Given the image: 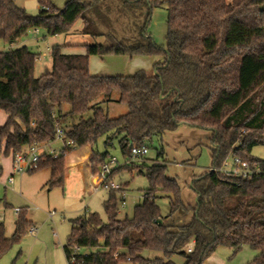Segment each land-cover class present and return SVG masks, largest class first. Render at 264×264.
I'll return each instance as SVG.
<instances>
[{
  "label": "trees",
  "instance_id": "trees-1",
  "mask_svg": "<svg viewBox=\"0 0 264 264\" xmlns=\"http://www.w3.org/2000/svg\"><path fill=\"white\" fill-rule=\"evenodd\" d=\"M145 1L149 17L153 7L167 6L166 46L152 40L128 46L111 35L110 45H83L84 54L64 53L63 46L56 45L51 68L40 76H35L38 54L28 46L0 52V111L8 116L0 126V152L15 154L53 142L61 128L72 145L57 157L42 154L39 169H51L50 187L63 186L65 158L78 148L91 146V173L99 175L112 158L108 148L116 138L127 160L134 146L149 149L155 136L189 125L213 131V166L231 156L264 164L253 155L255 147H264V0ZM37 2L39 11L31 15L15 0H0V39L16 45L33 29L57 36L68 34L79 20L87 22L84 30L90 26L86 14L92 3L67 0L59 9L51 0ZM105 55L159 56L164 62L154 65L157 73L151 76L143 70L133 75L91 74L90 57ZM115 92L127 107L119 117H111L99 102ZM88 112L92 116L86 119ZM102 138L105 151L99 152ZM138 166L149 188L133 216L119 218L118 193L123 192L109 189L104 201L107 221L96 212L71 220L63 247L68 264H120L127 258L148 264L152 261L142 257L144 250L163 252L155 264H174L178 252L186 264H203L220 246L231 248L234 255L249 246L258 254L246 264H264V175L242 180L210 171L194 179V215L173 231L161 222L157 198L160 193L169 198V216L176 214L183 206L178 181L168 176L166 164L156 161L126 163L119 171ZM30 228L22 210L11 237L0 223V258ZM76 247L95 251L74 254Z\"/></svg>",
  "mask_w": 264,
  "mask_h": 264
},
{
  "label": "rangeland",
  "instance_id": "rangeland-1",
  "mask_svg": "<svg viewBox=\"0 0 264 264\" xmlns=\"http://www.w3.org/2000/svg\"><path fill=\"white\" fill-rule=\"evenodd\" d=\"M15 1L31 15H36L39 11L40 6L37 0ZM66 1L51 0L59 9L63 8ZM83 1L93 2V0ZM227 1L231 2L232 0ZM148 13L149 7L146 1L140 3L138 1L131 2V0H102L94 3L87 11L86 15L90 26L86 30H84L86 27L84 20H79L75 24L72 33L60 35L58 38L48 36L43 29H39L36 34L33 29L12 46L26 45L36 54L41 55L40 59L36 60L35 76H40L46 69L51 68V50L61 43L75 45L70 47L60 45L66 50H79L84 48L83 44L110 45L109 36L111 35L118 42L128 46H135L148 40H152L159 46H166L168 36L167 6L153 7L150 17ZM9 48L10 44L0 39V52L8 51ZM97 57L106 64L107 59H103L106 55ZM138 58L141 60V70L149 76L156 73L151 64L156 59L155 57L140 55ZM162 59L161 63L164 62V57ZM118 98L119 94L115 92L110 98L99 99L100 106L111 117H119L127 113V107L119 103ZM0 114H4V112L0 111ZM91 116L92 112H88L84 118L87 119ZM212 139V130L180 125L176 130L168 131L165 135L155 136L149 144V154L145 158H136L132 161L136 164L143 162L151 164L155 161L164 163L168 166V176L178 181L181 187L183 206L176 214L169 216V198L165 197L163 193H160L157 198L161 210V222L169 225L173 231H179L189 224L194 215L197 192L192 187V181L210 172ZM51 148L58 151L61 144L55 142ZM97 150L105 151L104 138L99 140ZM108 151L120 165L118 169L116 168L117 171L111 175V180L122 186L123 195L118 193L119 218H131L135 206L142 203V198L149 188L148 178L145 173H140L141 166L119 171L125 165L119 138L114 140L113 146H110ZM161 151L164 152L162 157L158 155ZM253 155L264 159V147H255ZM10 161V156L0 153V169L2 167L6 169L5 166ZM113 167H117V165H113ZM93 176L98 180V175ZM6 178L2 174L0 175V223L5 226L6 236L11 237L15 231V221L18 216L16 208L26 211L27 216L36 227V232H31L29 229L19 241L13 243L0 258V264H68L63 247L71 232V220L94 212L98 213L104 221L108 220L104 201L109 197V189L101 188L96 192L89 190L83 193L86 187L84 181L67 180L66 178H64L63 186L50 187L48 182L51 178V169L47 167L26 173L22 177L16 175L14 185L7 184ZM191 246L192 244L188 245V247ZM100 250L104 249L100 248ZM93 251H95L94 248L79 250L82 254ZM122 253L128 255L126 250H122ZM257 254L258 251L249 246H244L235 255L231 248L220 246L205 259L203 264H246L252 261ZM141 255L152 261L148 264H155L154 260L164 258L163 252L157 250H144ZM172 262L186 264V258L178 252L172 257ZM120 264L138 263L129 261L127 258Z\"/></svg>",
  "mask_w": 264,
  "mask_h": 264
},
{
  "label": "crops",
  "instance_id": "crops-1",
  "mask_svg": "<svg viewBox=\"0 0 264 264\" xmlns=\"http://www.w3.org/2000/svg\"><path fill=\"white\" fill-rule=\"evenodd\" d=\"M98 1H102V0H93V2H89V3L94 4ZM134 1H138V0H131V2H134ZM85 23L87 25V22H85ZM38 32H39L38 30H35L36 34ZM72 32H73V30H71L68 34H70ZM59 36L60 35L52 36V38H58ZM60 45L69 46V47L75 46V45H64V43H61ZM83 45H82V47H84ZM11 48H14V47L12 45H10L9 49H11ZM62 51L64 53H70V54H84V53H86V48L84 47V48L79 49V50H66L63 48ZM38 57H41V55L39 54ZM138 57L139 56L130 57L128 55H108V56L106 55V57L103 58V59H107L106 64H104L103 62H101L99 60V58L97 56H91L90 61H89V69H90L91 74L97 75V76L133 75L142 69L141 64H140L141 60H138L139 59ZM148 57H150V58L155 57L156 58V59H154V61L151 62L152 67L157 63H161L163 60L162 57H159V56H148ZM119 59H121V60L119 61ZM7 118H8V116L5 112H4V114H0V126H3L5 124ZM55 142H59L61 144V148L59 149V150H61L63 148V143L61 140H58V141L56 140V141H53L50 143L37 145L36 149L41 154L49 155L50 151L54 150L51 148V146ZM29 151H30V148H25L23 150V153H27ZM0 153H4V150L1 151ZM4 155L10 156L11 161L7 163V166H5L6 169H4V167L1 168L2 169L1 174L3 176L7 177L6 181H5L7 184L14 185L15 176L18 175V174H15L13 171V155L14 154H12V153L5 154L4 153ZM211 155H212V163H213V154H211ZM91 157H92V148H91V146L86 145L84 147H81L80 149L73 151L72 153L67 154V156L65 158V160H66L65 178L67 180L78 179L79 181H81V180L84 181L86 184V187H85V190L83 193H85L89 190L96 192L102 188L100 186L99 180H97L93 176V174L91 173V170H90V159H91ZM5 165H6V163H5ZM212 166L213 165H211V167ZM10 176L14 177L13 183L8 182V178ZM22 176L23 175H21V177ZM192 183H193V181H192ZM66 184H68V182H66ZM124 200H125V198L123 197V201ZM123 205H125V202H123ZM119 213H120V211H119ZM26 216H27V214H26ZM27 219L32 223V228H34L35 229L34 232H36V227H35L33 221L28 216H27ZM16 220H17V218H16Z\"/></svg>",
  "mask_w": 264,
  "mask_h": 264
},
{
  "label": "built area",
  "instance_id": "built-area-1",
  "mask_svg": "<svg viewBox=\"0 0 264 264\" xmlns=\"http://www.w3.org/2000/svg\"><path fill=\"white\" fill-rule=\"evenodd\" d=\"M40 57H37L39 60ZM61 140L63 143V148L61 150H51L50 154L53 157H57L63 153V150L68 146L72 145V142L69 140H65L64 132L61 128H57L55 140ZM149 153V149L146 146L137 147L134 146L132 148V158L127 159L124 164L130 163L133 159L142 158L143 156H147ZM42 154L36 149V146L30 148V151L27 153L17 152L13 155V171L15 174L24 175L26 173H32L39 169V164L41 161ZM113 165H117V167H113ZM120 167L118 164V160L115 157H112L111 160L102 165L100 173L98 175V180L100 182V186L106 189H114L121 190L122 186L119 184H115L113 180H111V175L113 170ZM211 172L221 173L224 176L237 178L242 180H252L255 178H259L264 175V164L260 162L250 163L246 160H243L240 157L231 156L224 160L218 166H212L210 168ZM1 173V169H0ZM14 177L10 176L8 178L9 183H13ZM16 212L19 214L21 212L20 208H16ZM31 232H34V228H30ZM79 248L74 249V254L79 252ZM191 251V248L188 249ZM74 261V258H73Z\"/></svg>",
  "mask_w": 264,
  "mask_h": 264
},
{
  "label": "water",
  "instance_id": "water-1",
  "mask_svg": "<svg viewBox=\"0 0 264 264\" xmlns=\"http://www.w3.org/2000/svg\"><path fill=\"white\" fill-rule=\"evenodd\" d=\"M262 9H264V6L262 7ZM157 73V71H155ZM198 199V198H197Z\"/></svg>",
  "mask_w": 264,
  "mask_h": 264
}]
</instances>
